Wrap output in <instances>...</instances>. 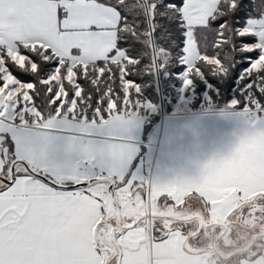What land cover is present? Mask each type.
Wrapping results in <instances>:
<instances>
[{
    "label": "snow or ice",
    "instance_id": "6c2138e0",
    "mask_svg": "<svg viewBox=\"0 0 264 264\" xmlns=\"http://www.w3.org/2000/svg\"><path fill=\"white\" fill-rule=\"evenodd\" d=\"M173 65L184 93L238 88L237 134L264 129V0H0V264H135L144 218L115 214L160 181L132 136Z\"/></svg>",
    "mask_w": 264,
    "mask_h": 264
},
{
    "label": "rangeland",
    "instance_id": "374dc122",
    "mask_svg": "<svg viewBox=\"0 0 264 264\" xmlns=\"http://www.w3.org/2000/svg\"><path fill=\"white\" fill-rule=\"evenodd\" d=\"M196 88L191 93H184L182 92V81H180V85L175 89V98L168 100L167 104L168 109H170L169 111H166L167 108L164 99L161 98L159 104L153 103L157 109L155 112L146 110L142 113V143L144 147H141L140 153H142H139V156L137 155L138 157L133 164V169L140 163H142L143 166L149 164L145 175L146 178L149 179L154 172L155 175L159 174L161 177L166 176V172H178L179 164H170L168 166L166 162L167 159L172 157L173 151H170L168 154L169 149L171 150L173 147H176V150L173 152L174 161L176 162L179 161L183 153L193 149L197 159H199L202 152L205 153V171L209 172L210 175L229 174L238 178L251 179L256 182L264 181V129H256L254 131L245 130L237 134L238 124L236 120L233 117L221 115L225 107L218 110L215 108L216 100L210 101L213 90L204 86V90L198 93ZM198 90H200V88H198ZM197 97L199 101L195 105L193 102ZM230 101L226 105H228ZM169 118L176 119L171 120ZM176 126L177 132H173ZM201 143H203L204 146ZM233 165L234 167L231 168ZM168 167L171 170L168 169ZM211 170L213 171L210 172ZM145 189H147V185H145ZM190 194H195L210 204V208L207 210L210 211L208 212L210 223L216 222L225 224L227 221L226 218H228V220L230 222L232 221L233 225L236 226L233 230L229 229L232 224H230L227 229H225V227L216 228L213 226L212 228L210 227L211 229L208 228L210 230H208L210 235H216L224 230H226V234L228 233L227 235L225 234L226 236L223 238L222 242L217 243L218 248H221L222 244L227 247L246 245L251 238L256 235L261 225H263L264 229V191L251 194L248 198H237L240 201L237 202L230 211L223 213L221 211L211 213V202L205 200V198L201 197L197 192H192L188 195ZM258 194L262 195L257 199ZM236 195H239V192L236 191ZM185 199L178 203L173 197L168 195L153 200L149 198L146 203L148 211L140 213L138 216L146 213H170L182 216L190 214L189 212L185 213V210L175 207V205L183 204ZM189 202L192 203V200L189 199ZM133 212L134 209L129 208L126 209L122 215L133 214ZM107 219L108 218L105 217V220ZM157 222L164 224L165 228H170L175 223H178L174 219L144 218L142 227L147 226L151 228L150 231L148 229H146V231H149V237L151 236L152 240L154 235L152 232L153 227L157 225ZM190 228L191 225L187 226L186 230ZM234 230L240 235V244L235 242L236 238L233 235ZM176 231L177 230L172 229L169 233L172 234ZM263 238L264 237L258 238L256 245L247 251L250 255L249 257L241 256L238 261L241 263L245 260H255L259 258L264 260L262 256H252L263 251ZM97 242L100 246L113 248L114 251H116V243H120V241H116L115 243L110 233L103 235L97 233ZM212 260L213 264H215L216 260Z\"/></svg>",
    "mask_w": 264,
    "mask_h": 264
},
{
    "label": "crops",
    "instance_id": "0c3cea01",
    "mask_svg": "<svg viewBox=\"0 0 264 264\" xmlns=\"http://www.w3.org/2000/svg\"><path fill=\"white\" fill-rule=\"evenodd\" d=\"M176 119V118H169ZM166 121V120H165ZM173 132H177V126ZM143 139V126L142 122L139 129L133 133L132 144L138 149L137 154L134 157L131 165L133 173L146 177V169L149 164L143 166L140 163L135 169L133 164L136 158L142 153L141 147H144L142 143ZM203 146L204 144L201 143ZM176 147L169 149L175 151ZM172 157L167 159L168 166L170 164H179L178 172H166V176H160L154 174L151 175V179L159 178L160 181L156 183H146L147 189L145 191L150 193V199L162 198L166 195L173 197L176 202H182L189 193H198L205 200L212 203L211 213L217 211L226 212L230 211L237 202L239 197L248 198L251 194L264 191V181H253L246 178H238L229 174H214L210 175L206 172L205 153L202 152L199 159L196 158L195 151L193 149L188 150L182 154L179 161H174ZM140 153V154H139ZM138 155V156H137ZM171 161V162H170ZM212 164V162H211ZM234 167L231 166V168ZM168 169H170L168 167ZM171 170V169H170ZM211 170L210 172H212ZM236 191L239 195H236ZM144 205V207H143ZM148 211L146 203L138 204L134 209L133 214L137 217L140 213ZM150 227H141L138 229V237L146 241V244L142 250V254L134 257L135 264H213L211 252L193 253L191 247L188 248L185 242V237L179 231H176L168 235L163 243H154L152 237H149ZM121 243V242H120ZM149 251V252H148ZM240 264H264L262 258L255 260H245Z\"/></svg>",
    "mask_w": 264,
    "mask_h": 264
},
{
    "label": "trees",
    "instance_id": "16d2710c",
    "mask_svg": "<svg viewBox=\"0 0 264 264\" xmlns=\"http://www.w3.org/2000/svg\"><path fill=\"white\" fill-rule=\"evenodd\" d=\"M177 67H178V65H173V67H172V69L170 70L169 73H161L159 76H156V77L145 78L147 80V83L145 85V96H144V98L146 100H148V101H151L154 104H159V102L161 101V98H163L165 106L167 108L166 111L170 110V109H168V104H167L168 100L175 98V95H176L175 89L180 85V81L181 80L178 78V74L176 73V68ZM198 88H200V90H198ZM196 90H197L198 93H201L204 90V86H202L200 84H197ZM237 93H238V89L237 88H233V91L230 94H227V95L220 94V95H218V98L216 99V102H215V108H217L218 110L224 108L226 106V104L233 97H236ZM198 101H199V99L197 97V99L194 100L193 104L196 105L198 103ZM261 195L262 194H258L257 199L259 197H261ZM189 199L192 200V203L189 202ZM175 207H178V208H180L182 210H185V213L186 212L190 213V214L183 215V216L179 215L181 217H190V216H193V215H199V216H201L204 219V221L206 223H210L209 218H208V212H210V211H207L208 208H210V204L205 202L203 199H201L200 197H198L195 194L188 195L187 198L185 199V201L183 202V204L175 205ZM204 209H206V210H204ZM167 214H170V213H167ZM177 222L178 223H175L172 227L167 228L168 232L166 233V235L170 234L169 233L170 230L175 229V230H177V231H179V232H181L183 234V236L185 237V240L186 239L188 240V239L192 238V234L198 230V225L201 223L200 220H198V219L191 220V221H177ZM160 224H161L160 222H157V225H155L153 227V231H152L153 234L157 230V228L159 227ZM189 225H191V228L186 230V227L189 226ZM213 227L220 228L218 226H213ZM235 227H229V229L233 230ZM225 231L226 230H224L221 233H218L216 235L215 234L210 235L211 236V237H209L210 240L206 239L205 242H204V245H201V243H198L196 238H195V240L190 239V241H191L192 246L195 249L196 253L207 252L209 250L208 249L209 245H211L212 242H216V241L218 242V240L226 234ZM207 232H208V230H207ZM233 232H234L233 235L236 238L235 242L240 244L239 243V239H240L239 233L236 232L235 230ZM256 234H257V232H256ZM193 236H194V234H193ZM259 236L261 237V235H259ZM252 239L253 238H251V240ZM251 240L247 243L248 245H251V243L253 241V240L252 241ZM256 242H257V240L254 242L252 247L256 245ZM215 244H217V243H215ZM248 245L244 244L243 246L238 245L237 247L236 246L235 247H230L229 252H231V253H229L228 256H226L223 251L218 249V251H216L217 253H214L213 256L211 257V259H215L216 260L215 264H240L238 259L241 256H246V257L250 256L249 253L247 252L248 250H245V248ZM240 247H244V248H240ZM252 256H255V257L256 256H261V254L259 253V254H255V255H252ZM211 263H213V260H212Z\"/></svg>",
    "mask_w": 264,
    "mask_h": 264
},
{
    "label": "flooded vegetation",
    "instance_id": "af4514ba",
    "mask_svg": "<svg viewBox=\"0 0 264 264\" xmlns=\"http://www.w3.org/2000/svg\"><path fill=\"white\" fill-rule=\"evenodd\" d=\"M230 219V218H229ZM231 220V219H230ZM201 222V221H200ZM204 223L206 224V222L204 221ZM231 224L232 225H230V227H235V225H233V222L231 221ZM218 227H220V228H223V226L222 225H217ZM210 229V227H206L204 224H203V222H201L199 225H198V230L196 231V232H194L193 234H194V236H193V234H192V238H190V239H195L196 238V240H197V242L198 243H201V245H204V242H205V240L206 239H208V240H210V238L209 237H211L210 236V234L207 232V230H209ZM211 228H212V226H211ZM117 231H118V229H116ZM264 233V230H263V225H261V227H260V229H259V231L257 232V234L254 236V237H256L257 236V238H260V236L259 235H261V237H264V235H262ZM259 236V237H258ZM254 237H252L253 239H254ZM223 238H225V235L223 236V237H221L219 240H218V242H222L223 241ZM190 239H186L185 240V242H186V244H187V247L188 248H190L191 247V252H193V253H196V251H195V249L193 248V246H192V243H191V241H190ZM264 239V238H263ZM256 240H258V239H256ZM193 242V241H192ZM217 241L216 242H212V244L211 245H209V247H208V251L207 252H211V253H217L216 252V250H221V251H223L224 253H225V255L226 256H228V254L229 253H231V252H229V249H230V247H227L226 245H224V244H222L221 245V248H218V245L217 244H215V243H218ZM116 243V242H115ZM120 244V243H119ZM119 244H117L116 243V245H115V247H116V251L115 252H119V249H120V246H119ZM200 245V246H201ZM215 245H216V247H215ZM246 245H248V244H246ZM240 248H244V247H240ZM263 251L260 253L261 254V256L264 258V248L262 249ZM231 251V250H230Z\"/></svg>",
    "mask_w": 264,
    "mask_h": 264
},
{
    "label": "water",
    "instance_id": "95a60500",
    "mask_svg": "<svg viewBox=\"0 0 264 264\" xmlns=\"http://www.w3.org/2000/svg\"><path fill=\"white\" fill-rule=\"evenodd\" d=\"M116 216H117L118 220H121V221L123 220L122 213L117 212ZM142 218H150V219H152V218H167V219H174V220H177V221H191V220H194V219H198L201 222H203V224L206 227H211V226H214V225H222L223 227H225V229H227V227L231 224V222L228 220V218H226L227 221H226L225 224L216 223V222H213V223H210V224H207V223L205 224L204 223V219L201 216H199V215H193V216L184 218V217H181V216H179L177 214H167V213H158V214L154 213V214H151V213H146V214H141L136 219L137 220H141ZM262 235H264V233ZM112 238H113V236H112ZM256 239H257V236L254 237L251 245L247 249H250L252 247V245L254 244ZM113 240L116 242V240L114 238H113Z\"/></svg>",
    "mask_w": 264,
    "mask_h": 264
}]
</instances>
